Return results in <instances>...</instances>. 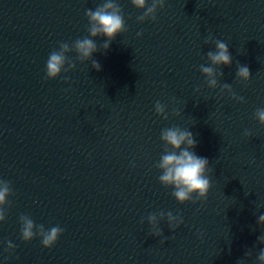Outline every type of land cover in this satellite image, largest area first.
Segmentation results:
<instances>
[{
    "label": "water",
    "instance_id": "95a60500",
    "mask_svg": "<svg viewBox=\"0 0 264 264\" xmlns=\"http://www.w3.org/2000/svg\"><path fill=\"white\" fill-rule=\"evenodd\" d=\"M102 2L0 0V179L14 192L0 223V264H259L264 126L254 114L264 108V0H166L143 23L142 10L117 0L127 31L93 54L101 70L70 52L76 68L46 80L50 52L88 36L85 12ZM209 33L233 57L217 69L218 85L230 84L243 103L208 88L199 71L215 50L204 43ZM95 39L99 47L107 38ZM237 63L249 67L248 82L236 78ZM173 126L193 133V151L213 169L206 201L180 204L159 183L160 133ZM160 211L184 221L175 231L159 222L163 244L147 221ZM22 214L64 232L51 249L39 237L24 242Z\"/></svg>",
    "mask_w": 264,
    "mask_h": 264
},
{
    "label": "clouds",
    "instance_id": "9594fccd",
    "mask_svg": "<svg viewBox=\"0 0 264 264\" xmlns=\"http://www.w3.org/2000/svg\"><path fill=\"white\" fill-rule=\"evenodd\" d=\"M130 3L136 9L142 10V15L138 16L136 20L138 23H143L146 20L155 21L157 10L165 7L166 0H151L150 4L149 0H130ZM85 16L88 20L87 31L89 35L76 39L71 45L67 42H60L58 49L50 52L45 64L46 80L56 79L62 73L73 71L76 68L75 62L69 59L67 55L70 52H75L76 59L81 63L91 60L92 68L100 71L101 65L92 58L93 54L99 51L100 48L105 51L108 50L112 40L117 35L127 31L123 10L117 0H103L95 10H86ZM142 34V31L137 32V36ZM97 37H106L107 39L98 47L95 39ZM204 43H212L215 46L214 51H208L206 54L209 64L207 66L204 64L199 66V71L205 77L207 87L216 89L219 86L221 94L226 92L232 99L243 103L244 98L237 96L230 84L218 85V77H222L224 74L217 69L221 66H231L233 62L228 44L220 39H215L211 33L205 38ZM250 77L249 67L237 63L236 78L246 83ZM65 82H67V78H65ZM196 91L199 92L200 89L197 88ZM154 111L156 115L165 120L169 118L166 105L159 100L155 102ZM171 115L180 116L181 112L173 109ZM254 117L260 125L264 126V108H258ZM244 135L251 137V133L247 130H245ZM160 140L163 144V152L159 161L155 164V167L161 173L158 177L159 183L164 187H171L173 189L172 196L180 204L206 201L209 190L212 187L210 176L213 169L209 167L207 158L200 157L193 151L197 145L193 133L189 129L173 126L161 131ZM13 195L11 182L0 179V223L5 222L7 218V210L11 206V201L8 198ZM165 219L169 229L172 231H175L184 223L181 215H174L171 211L150 213L147 217V221L151 226L150 235L161 237V244L168 240V237H164L163 230L159 227V222ZM19 223L21 225L22 240L30 242L34 238L39 237L45 249H51L64 232V229L59 225L48 229L43 224L37 225L28 215H20ZM141 223H143V219ZM257 223L264 226V214L258 217ZM257 243L264 245V234L257 237ZM14 249L15 245L8 241L7 250L12 251ZM251 255V251L245 252V257H250ZM257 260L259 264H264V248L259 251ZM237 264H243V261L239 260Z\"/></svg>",
    "mask_w": 264,
    "mask_h": 264
}]
</instances>
